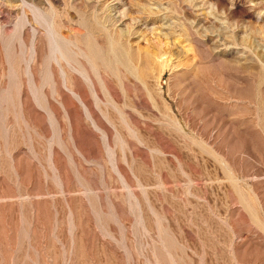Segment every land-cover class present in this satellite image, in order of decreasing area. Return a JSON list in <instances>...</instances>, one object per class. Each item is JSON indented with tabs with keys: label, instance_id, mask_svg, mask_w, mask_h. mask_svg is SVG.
Masks as SVG:
<instances>
[{
	"label": "rangeland",
	"instance_id": "1",
	"mask_svg": "<svg viewBox=\"0 0 264 264\" xmlns=\"http://www.w3.org/2000/svg\"><path fill=\"white\" fill-rule=\"evenodd\" d=\"M0 264H264V0H0Z\"/></svg>",
	"mask_w": 264,
	"mask_h": 264
}]
</instances>
